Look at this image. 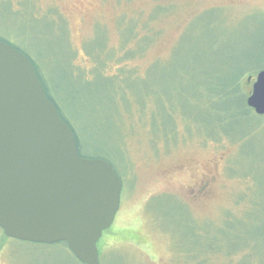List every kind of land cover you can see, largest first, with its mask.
Instances as JSON below:
<instances>
[{
	"label": "rangeland",
	"instance_id": "1",
	"mask_svg": "<svg viewBox=\"0 0 264 264\" xmlns=\"http://www.w3.org/2000/svg\"><path fill=\"white\" fill-rule=\"evenodd\" d=\"M0 36L38 65L82 154L109 158L122 179L100 264L192 263L210 232L233 236L249 200L253 262L221 252L194 264H264V116L227 125L238 138L254 129L238 153L206 137L204 106L210 86L264 69V0H0ZM0 264L83 263L0 228Z\"/></svg>",
	"mask_w": 264,
	"mask_h": 264
},
{
	"label": "water",
	"instance_id": "2",
	"mask_svg": "<svg viewBox=\"0 0 264 264\" xmlns=\"http://www.w3.org/2000/svg\"><path fill=\"white\" fill-rule=\"evenodd\" d=\"M247 106L264 116V69L249 76ZM123 182L103 158L82 157L31 60L0 40V228L8 238L66 242L100 264L98 242L121 207Z\"/></svg>",
	"mask_w": 264,
	"mask_h": 264
},
{
	"label": "trees",
	"instance_id": "3",
	"mask_svg": "<svg viewBox=\"0 0 264 264\" xmlns=\"http://www.w3.org/2000/svg\"><path fill=\"white\" fill-rule=\"evenodd\" d=\"M0 40L6 42L8 44H11L16 49L23 52L31 60V62L33 63V65L36 69V72L38 74L40 81L42 82L43 86L46 89V93H47L48 98L56 105L58 112H59L60 116L63 118V120L66 121L68 123V125L73 129L75 136H76V140H77V144H78V150H79L80 155L82 157H86V158H103L112 164V161L107 157L91 156V155L82 154V152H81V149H82L81 140L78 137V134L75 131L71 121L62 112L61 107L57 104V102L55 101V99L51 95L49 88H48L42 74L40 73L38 65L19 46L12 44L7 39H5L1 36H0ZM251 75H253L252 70L247 71V72L246 71L241 72L239 74H236L232 78L228 77V79L226 78V80H224V79L222 80V83L220 84L219 87L218 86L217 87L210 86L209 90L206 91V93H205V102H204L205 104H204V106L207 108V118H208L209 122L214 124V126L211 127L210 131L206 132V137L209 139L215 140V141H219L223 138H227V139L233 141L234 143H239V152L238 153H240L241 146L243 147L244 146L243 144L244 143L246 144V142L252 137V135L254 133V129L253 130H246V132L243 133V135L238 138L235 135H237L241 131V129H242L241 125H238L239 127L235 126L230 130V132H232V134H235V135H231V133L226 130V127L228 124H230V125L235 124V123L238 124L237 122H239L241 119H246V118L250 117V115L255 114L246 104V98L249 95V93L251 92V91L248 92L246 90L247 85L249 83L247 78ZM186 120H187L189 126L194 125L193 121H191L190 119L186 118ZM173 123H174V121H172V126H173ZM194 126L197 128L196 125H194ZM173 128H174V126L172 127V131L170 133H167L166 136H172L175 133ZM188 129L190 130L189 127H188ZM229 168H230V166H229ZM233 173H235V172H233ZM237 174L239 175L240 173H237ZM240 175L245 176L242 174H240ZM246 196H247V194H246ZM244 197L245 196H243V198ZM247 205H248V207L246 209L247 211H245L242 216H235V218H234L235 223H233L230 220V224L227 226L229 229L234 230L233 232L229 231L227 234L233 233V236L231 238H228V236H226V237H224V240H222L223 239L222 235H219L218 233H216V235H211L215 232H213V233L210 232V234H209L210 239L209 240L213 241V242H210L208 250L207 251L205 250V253H203V254L200 253V254L194 255V253H193L191 256L192 257L191 258L192 263H190L187 259L188 264H194L195 260H201V259L205 260L207 263H209V255L215 254V253H221V252L225 253L227 255H233V253H238L241 255V258H240L241 261L253 262V259H251L252 254H251V246H250V241H249L250 236H251V228H250L251 225H250V223L252 221L251 222L247 221L245 213L248 212L249 210H251L252 206L254 207V205H253V202L250 200L247 203ZM227 220H229V219H227ZM192 221L194 222V220H192ZM201 226L202 225H200V226L196 225L198 230L202 229ZM203 226L205 227V225H203ZM224 226H225V221L222 223L221 227H224ZM221 227H219L218 229H220ZM235 236H238L240 240L236 246H234L233 248H230L228 246V243L230 241H233ZM39 244H42V243H39ZM42 245L47 246L49 248L69 250L66 242H59V243H55V244H42ZM178 249H180V248L178 247ZM227 251H229V252H227Z\"/></svg>",
	"mask_w": 264,
	"mask_h": 264
}]
</instances>
